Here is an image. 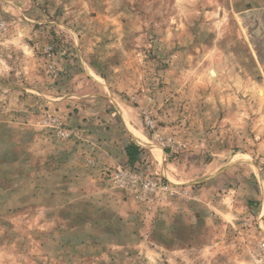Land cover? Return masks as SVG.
<instances>
[{
  "label": "rangeland",
  "instance_id": "1",
  "mask_svg": "<svg viewBox=\"0 0 264 264\" xmlns=\"http://www.w3.org/2000/svg\"><path fill=\"white\" fill-rule=\"evenodd\" d=\"M254 170L264 0H0V264H256Z\"/></svg>",
  "mask_w": 264,
  "mask_h": 264
},
{
  "label": "crops",
  "instance_id": "2",
  "mask_svg": "<svg viewBox=\"0 0 264 264\" xmlns=\"http://www.w3.org/2000/svg\"><path fill=\"white\" fill-rule=\"evenodd\" d=\"M130 114H127L128 116V122L131 123L132 119L129 117ZM136 144H141L139 141H136ZM236 170H242L236 168ZM254 174V180L257 182L255 185H248V182L250 179L245 173V175H239L236 178V182L234 183L235 187L231 188V193L233 194V197H231V194L229 196L221 197V200H215L212 202H205L203 206V215L201 217V220L204 219L205 222H217V223H223V226L226 227V229L231 230V224H236L239 222V219L243 216L244 210L247 209V213H245V216H251V218H257L258 220H262L264 218V172L263 171H252ZM226 172L220 171L219 175L216 177L214 175H208L207 178H210L209 180H213L216 178V180L220 179L219 181H222V178L220 176H225ZM245 178V179H244ZM227 179V177L225 178ZM210 184H207L205 187L207 188ZM234 193L237 195V199L234 200ZM240 202V203H239ZM190 204V203H189ZM171 206V207H170ZM200 206V205H199ZM174 209V206L169 205L167 209ZM176 208V207H175ZM248 208H252V211L248 213ZM191 209V208H190ZM242 209V211H241ZM164 209H162L163 211ZM176 211V210H175ZM173 211V212H175ZM178 212V211H176ZM187 216L191 217L193 215V218H197V213H195L193 210L189 211L187 210ZM181 214L185 215V212L179 213L178 216H174L172 213L171 217L180 218ZM215 217V221H212L214 219L210 218L209 216ZM245 219V217L243 218ZM177 219H173V222H175ZM216 234H213V232L209 233V231H205L204 233V239L206 243H209L212 249L214 243L217 242V240L222 239L221 235L214 236ZM225 235V234H224ZM194 237V238H192ZM225 237L229 239H235V235L232 233H226ZM191 241L193 239H196V235H191ZM237 239V238H236ZM240 239V238H239ZM190 241V239H188ZM230 241V240H229ZM228 242V241H227ZM187 248H182L184 251L185 249H190V245L187 244ZM214 249V248H213ZM243 255V254H242ZM252 259V258H251ZM254 260V258H253ZM255 262V260H254ZM251 264V262H247V264Z\"/></svg>",
  "mask_w": 264,
  "mask_h": 264
},
{
  "label": "built area",
  "instance_id": "3",
  "mask_svg": "<svg viewBox=\"0 0 264 264\" xmlns=\"http://www.w3.org/2000/svg\"><path fill=\"white\" fill-rule=\"evenodd\" d=\"M253 258L256 264H264V238L254 248Z\"/></svg>",
  "mask_w": 264,
  "mask_h": 264
},
{
  "label": "trees",
  "instance_id": "4",
  "mask_svg": "<svg viewBox=\"0 0 264 264\" xmlns=\"http://www.w3.org/2000/svg\"><path fill=\"white\" fill-rule=\"evenodd\" d=\"M140 147L137 144H132L130 147L127 148V153L130 161H134L137 156L140 155Z\"/></svg>",
  "mask_w": 264,
  "mask_h": 264
}]
</instances>
